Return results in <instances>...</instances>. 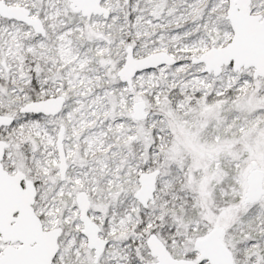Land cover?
Instances as JSON below:
<instances>
[{"label":"snow or ice","instance_id":"1","mask_svg":"<svg viewBox=\"0 0 264 264\" xmlns=\"http://www.w3.org/2000/svg\"><path fill=\"white\" fill-rule=\"evenodd\" d=\"M0 264H264V0H0Z\"/></svg>","mask_w":264,"mask_h":264}]
</instances>
